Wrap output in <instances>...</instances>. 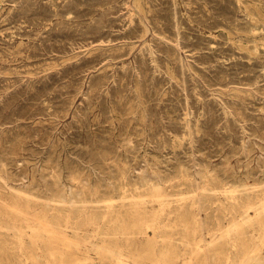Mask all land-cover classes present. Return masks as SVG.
<instances>
[{
    "label": "rangeland",
    "instance_id": "obj_1",
    "mask_svg": "<svg viewBox=\"0 0 264 264\" xmlns=\"http://www.w3.org/2000/svg\"><path fill=\"white\" fill-rule=\"evenodd\" d=\"M250 202L264 0H0V264H264Z\"/></svg>",
    "mask_w": 264,
    "mask_h": 264
},
{
    "label": "bare ground",
    "instance_id": "obj_2",
    "mask_svg": "<svg viewBox=\"0 0 264 264\" xmlns=\"http://www.w3.org/2000/svg\"><path fill=\"white\" fill-rule=\"evenodd\" d=\"M145 175V174H144ZM158 176V175H157ZM142 178V177H141ZM147 177H145V179H146ZM155 179V178H154ZM187 179V178H186ZM143 180V179H142ZM156 180H157V177H156ZM160 180V179H159ZM149 181H150V178H149ZM148 181V182H149ZM154 180H152V182H153ZM185 181H187V180H185ZM141 182V181H140ZM143 182V181H142ZM151 182V181H150ZM159 182V181H158ZM187 183V182H186ZM143 184V183H142ZM141 184V185H142ZM192 184V183H191ZM206 184V183H205ZM147 185V184H146ZM152 185V184H151ZM151 185H149V186H151ZM155 185V184H154ZM148 186V187H149ZM157 186V185H156ZM140 187V186H139ZM147 187V186H146ZM157 187H160V186H157ZM157 187H155L154 186V188H156L157 189ZM143 188V187H142ZM137 189V188H136ZM211 189V188H210ZM148 190V189H147ZM158 190V189H157ZM208 190H209V188H208ZM123 191V190H122ZM193 191V190H192ZM204 191H206L205 189H204ZM211 190H209V192H210ZM158 192V191H157ZM161 194V193H160ZM195 194V193H194ZM59 195V194H58ZM79 195V194H78ZM153 195V194H152ZM159 197H160V195H159V193L157 194ZM181 195V194H180ZM192 196V195H191ZM196 196V195H195ZM77 197V196H76ZM124 197V196H123ZM157 197V196H156ZM155 197V198H156ZM189 198V197H188ZM180 199V198H179ZM193 199H194V197H193ZM193 199H191V201L189 200V199H186V200H189V202L188 203H183L182 202V204L183 205H181V203H180V206H177L176 208H174L172 211H170L169 212V214H171L172 216H176L177 218L179 217V220H181V218L183 217V214H186V211L183 209V207L184 206H188V207H192L193 208V205H195L197 202L195 201V200H193ZM182 200H184V199H182ZM250 200V199H249ZM106 201V200H105ZM160 202H162V200L160 199L159 200ZM178 201V200H177ZM72 202H73V199H72ZM179 202H180V200H179ZM75 203V202H74ZM163 203V202H162ZM72 204V203H71ZM76 204V203H75ZM255 202H250L247 206V208H251L252 206H253V208H255L256 206H255ZM70 205V204H69ZM164 205V204H163ZM134 206H136V205H134ZM131 208V207H130ZM133 208V207H132ZM167 209V208H166ZM258 212H264V206H261V207H257V208H255ZM63 210H65V209H63ZM74 210H76V209H74ZM133 210H134V208H133ZM132 210V211H133ZM72 209H71V211H69V213H61V214H58V216H57V220H59V219H66V220H68V219H72ZM59 212V211H58ZM239 212V216H241L242 217V219H241V221L243 222V223H247V224H249L251 221V219H250V216H249V214L247 213V211H246V209L244 208V206L238 211ZM134 214V213H133ZM117 217V216H116ZM115 217V218H116ZM154 217H155V215H154ZM92 218H95V216L94 217H92ZM118 218V217H117ZM116 218V219H117ZM86 219H88L89 221L91 220V218L90 217H87ZM121 219V218H120ZM136 220V219H135ZM55 221V220H54ZM124 221V220H123ZM58 222V221H57ZM66 222H68V221H66ZM75 222V221H74ZM76 223V222H75ZM240 223V222H239ZM79 224V223H78ZM118 224H120V223H118ZM123 224V223H122ZM235 224V223H234ZM6 225H8V223L7 224H5V226ZM113 225H114V223H113ZM239 225V224H238ZM4 226V225H3ZM236 226H237V224H236ZM11 227H12V225H11ZM146 227V226H145ZM231 227H235V226H231ZM7 228V227H6ZM5 228V229H6ZM10 228V227H9ZM13 228V227H12ZM125 228V227H124ZM2 229L3 230H5L4 229V227H2ZM11 229V228H10ZM117 230L115 231V232H120V233H124V230H126V229H123V226H120V227H118V228H116ZM148 229V228H147ZM219 229H221V226L219 227ZM6 230H8V229H6ZM12 230V229H11ZM15 230V229H14ZM217 230V229H216ZM236 230V229H235ZM234 230V231H235ZM218 231V230H217ZM112 232H113V230H112ZM114 232V233H115ZM23 234V233H22ZM224 234V233H223ZM239 234H241L240 232H239ZM229 236V235H228ZM240 236V235H239ZM39 237H41L40 235H39ZM46 238V237H45ZM22 244V243H21ZM10 246V245H9ZM14 246V245H13ZM12 247V246H11ZM20 247V246H19ZM187 247V246H186ZM14 248V247H13ZM22 248H23V246H22ZM100 248H101V252L102 253H104V254H106V255H108L109 257H110V259H113L114 261L115 260H117V251H116V247H115V245H113L112 246V244L111 245H109V246H100ZM195 249H197V247L195 246ZM234 249V248H233ZM198 250H199V248H198ZM196 251V250H195ZM195 251H192V254L195 256V260L198 262H204L205 261V256H204V253H200V251L201 250H199V251H197V252H195ZM256 253V252H255ZM51 254V253H50ZM191 254V255H192ZM199 254H201L202 256H199ZM253 254V253H252ZM53 255V254H52ZM185 255V254H184ZM192 257V256H191ZM63 259V258H62ZM229 259V258H228ZM113 260H109L110 262L111 261H113ZM188 260H189V258H188ZM245 262H250V263H254V264H260V261H261V259L259 258V257H254L253 258V256L252 257H250V258H245ZM11 261V260H10ZM108 261V262H109ZM118 261V260H117ZM190 261V260H189ZM60 262V261H59ZM62 262V261H61ZM78 262V261H77ZM188 262V261H187ZM242 262H243V260H242ZM0 263H3V261L2 260H0ZM114 263H116V262H114ZM61 264V263H60ZM184 264V263H183ZM188 264H190L189 262H188ZM222 264H225V263H222Z\"/></svg>",
    "mask_w": 264,
    "mask_h": 264
}]
</instances>
